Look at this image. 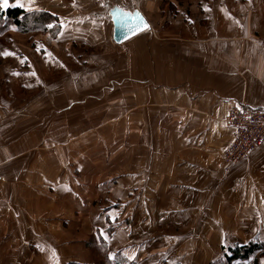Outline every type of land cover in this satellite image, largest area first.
Returning a JSON list of instances; mask_svg holds the SVG:
<instances>
[{"label": "rangeland", "instance_id": "rangeland-1", "mask_svg": "<svg viewBox=\"0 0 264 264\" xmlns=\"http://www.w3.org/2000/svg\"><path fill=\"white\" fill-rule=\"evenodd\" d=\"M11 33L17 34L13 29ZM0 40L5 53L14 52L12 39ZM84 45L85 59L55 64L68 71L40 66L49 76L43 84L59 91L50 95L51 100L44 96L39 108L31 96L24 101L26 110L17 114L22 105H17L12 81L10 112L0 113V175L7 173L10 183L21 177L53 185L68 181L69 186L72 179L78 185L68 195L49 187L63 203L59 215L66 231L60 238L53 232L50 241L67 246L73 255L84 244L90 259L86 264L112 259L108 242L123 225L136 229L133 239L145 253L139 260L200 264L204 252L216 254L220 249L218 217L224 211L217 203L233 198L232 193L217 191L213 175L221 166L236 164L226 161L228 145L220 150L217 139L221 130L231 129L230 110L242 104L232 103L223 114L195 116L194 104L208 91L195 90L190 83V101L179 97L177 88L162 96L157 81L139 78L128 69L125 49H113L103 41ZM98 45L100 56L94 50ZM62 85L71 86L69 93L62 92ZM9 123L12 126H6ZM8 131L10 138L5 140L2 135ZM25 139L24 147L20 143ZM117 239L121 242L122 237ZM220 260L215 259L218 264ZM209 263L213 264H203Z\"/></svg>", "mask_w": 264, "mask_h": 264}, {"label": "crops", "instance_id": "crops-1", "mask_svg": "<svg viewBox=\"0 0 264 264\" xmlns=\"http://www.w3.org/2000/svg\"><path fill=\"white\" fill-rule=\"evenodd\" d=\"M9 4L28 15L48 13L58 22H50L44 31L25 35L17 32L13 37L11 47L15 50L4 55V64L0 65L2 115L10 112L12 81L17 105L19 101L22 105L15 112H24V101L31 96L33 105L39 108L44 96L51 100L50 95L59 91L58 87L48 89L43 84L49 76L40 66L85 59L84 44L101 41L109 42L113 49H125L128 69L140 74L139 78L157 81L162 96L177 88L179 97L190 101L191 95L186 93L190 83L195 90L208 91L194 104L195 116L226 113L232 103L264 108V0H9ZM115 9L140 12L150 29L124 44H116L111 17ZM96 49L100 56L101 46ZM69 88L70 85L61 86L65 93H69ZM2 137L9 139V131ZM217 141L220 150L229 147L233 142L232 129L221 130ZM26 143L27 139L20 145L25 147ZM20 145L17 148L23 149ZM224 167L214 171L213 180L218 192L232 193L229 197L233 199L218 201V209L224 211L218 217L220 249L216 254L211 250L204 252L207 255L203 254L200 264L209 260L218 264L217 258L221 259L220 264H230L227 255L234 247L264 243V147L249 159L228 169ZM6 176L7 173L0 175V264H86L90 259L85 256L84 244L77 246L73 255L67 246L52 245L50 241L53 232L60 238L61 232L66 231L59 215L63 203L51 194L49 187L55 191L64 189L68 195L78 185L72 179L69 186L68 181L53 185L28 182L21 177L10 183ZM78 197L79 193L75 198ZM66 203L73 204L68 200ZM122 229L117 236L116 230L112 234V243L109 239V254L123 251L124 264H159L155 260H139L145 253L138 250L141 243L133 239L136 229H126L124 225ZM120 237L121 242L117 239ZM260 264H264V256Z\"/></svg>", "mask_w": 264, "mask_h": 264}, {"label": "trees", "instance_id": "trees-1", "mask_svg": "<svg viewBox=\"0 0 264 264\" xmlns=\"http://www.w3.org/2000/svg\"><path fill=\"white\" fill-rule=\"evenodd\" d=\"M0 39H5L8 36L9 40L13 39L12 29L20 34L36 33L44 31L50 22H58V19L48 13H39L38 15H28L21 8H8L7 10H0ZM23 15V16H21ZM55 22V23H56ZM5 36V37H4ZM5 44L0 40V56H4ZM227 260L231 264L238 261L240 264H260V259L264 256V243L253 242L243 247H234L229 251ZM112 259L106 260L101 264H124L121 260V252L111 256ZM119 257V258H118ZM122 262V263H121ZM70 264H82L80 262H71ZM132 264H135L134 262Z\"/></svg>", "mask_w": 264, "mask_h": 264}, {"label": "built area", "instance_id": "built-area-1", "mask_svg": "<svg viewBox=\"0 0 264 264\" xmlns=\"http://www.w3.org/2000/svg\"><path fill=\"white\" fill-rule=\"evenodd\" d=\"M228 123L233 131V142L224 153L227 162L245 161L264 147V109L245 105L232 108Z\"/></svg>", "mask_w": 264, "mask_h": 264}, {"label": "water", "instance_id": "water-1", "mask_svg": "<svg viewBox=\"0 0 264 264\" xmlns=\"http://www.w3.org/2000/svg\"><path fill=\"white\" fill-rule=\"evenodd\" d=\"M130 12H126L121 9H115L111 13V17L114 24V34L113 38L116 44L121 45L124 42L137 37L139 34L144 33L150 29H143V25L140 24V21L136 17H142L143 21L148 25L149 23L140 12L130 13L131 17L128 15ZM137 24H140V27H137ZM150 26V25H149Z\"/></svg>", "mask_w": 264, "mask_h": 264}, {"label": "snow or ice", "instance_id": "snow-or-ice-1", "mask_svg": "<svg viewBox=\"0 0 264 264\" xmlns=\"http://www.w3.org/2000/svg\"><path fill=\"white\" fill-rule=\"evenodd\" d=\"M10 6H15V5H10L9 4V0H0V8H8ZM20 7H23L24 5H19ZM131 17V14H128ZM136 19H138L140 21V24L143 25V29H148L150 26L143 21L142 17H136ZM140 24H137V27H140ZM4 55H10L9 53H4ZM33 75H35V73H33Z\"/></svg>", "mask_w": 264, "mask_h": 264}]
</instances>
